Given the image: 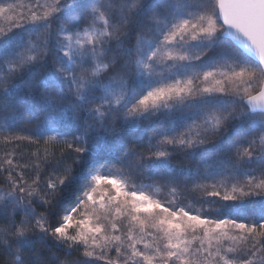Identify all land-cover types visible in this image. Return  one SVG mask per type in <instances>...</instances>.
Returning a JSON list of instances; mask_svg holds the SVG:
<instances>
[{
	"label": "snow or ice",
	"instance_id": "1",
	"mask_svg": "<svg viewBox=\"0 0 264 264\" xmlns=\"http://www.w3.org/2000/svg\"><path fill=\"white\" fill-rule=\"evenodd\" d=\"M18 7L0 0L8 21L0 27V131L8 133L0 143L43 140V157L33 155L52 171L42 180L40 163L19 164L12 152L0 161L8 185L0 201L12 206L0 226L2 264L59 260L45 259L49 242L79 252L59 264H264V0ZM18 84L24 98L13 92ZM22 110L29 135L12 132ZM157 120L163 127L145 151L132 129ZM174 151L183 163L171 164ZM209 160L214 182L192 189L204 190L207 208L164 202L129 182L134 172L164 170L177 183ZM74 166L88 187L65 208ZM257 199L251 213L237 206ZM218 203L232 211L221 218Z\"/></svg>",
	"mask_w": 264,
	"mask_h": 264
},
{
	"label": "trees",
	"instance_id": "2",
	"mask_svg": "<svg viewBox=\"0 0 264 264\" xmlns=\"http://www.w3.org/2000/svg\"><path fill=\"white\" fill-rule=\"evenodd\" d=\"M9 3L17 4L19 7L17 8V12L19 11H27V8L30 3H35V0H8ZM45 0H40V3H44ZM0 27L7 28L8 27V21L6 19L0 18ZM25 36V40L27 39V33L23 34ZM4 76L3 70H0V79H2ZM13 92L15 94H19L21 98L25 97V93L27 92V89L24 88L22 84H18V87L13 89ZM184 111H187V109H183ZM180 110L176 109V112L178 114ZM28 112L22 110L21 116L22 118L19 119L16 123V125L13 126L12 132L16 135H29L30 133L25 132L23 129L29 125V121L27 119ZM160 119H163V117H160ZM5 121L3 119H0V125H3ZM34 123V121H33ZM187 123V122H186ZM163 126L159 123V120H157L154 124L150 121H144L139 128L132 129V133L135 136V139L139 141V146L147 151L150 145L155 144V140L151 139L157 131H160ZM62 130V129H57ZM180 131H183V127L179 129ZM8 133L0 131V141H2V138L4 135H7ZM52 133L49 132L48 135H51ZM158 138V137H157ZM17 143L19 144V147H17ZM44 141L41 140L39 144H30L28 141H19L14 142L9 145H4L3 143H0V161H2L5 152H12L13 160L14 162H18L19 164H25L28 163L30 166L33 161L36 163H40L42 171V180L47 179L52 171L51 165H45L40 160H37L36 156L33 155V153H38L39 156L43 157L44 155V149H45ZM63 145H60L59 147L53 149L57 155H59V149L62 148ZM23 157V158H21ZM51 159V158H50ZM197 160L200 159L199 156L196 157ZM223 159V157H221ZM185 160V157L181 155L180 152H173V159L171 160V164L177 165L180 163H183ZM65 164H71L72 161L70 159H66ZM115 163V161H113ZM215 162L212 160L205 161L204 163L199 164L197 166L196 163H192L191 166L186 170L182 176H179L177 183H168L167 181V175L164 170L159 171H152V172H144V173H136L134 172L131 175L130 178V184H136L138 187L140 185H144V190L147 192H150L153 194L156 198L160 199L161 201L168 202L175 198V200L181 204V205H190L193 209H199L202 207V205L207 208V204L204 203L205 200H208L210 198L203 197V189L197 188L195 191H193L194 185H202V184H211L214 181L208 176V168L209 166H214ZM121 165L117 164L116 167H120ZM60 169L63 168V165L59 166ZM76 168V173H74L75 179H70L66 186L64 187V198L66 200L65 208H69L71 206H74L77 198L81 196V194L84 192V190L88 187L87 182L81 178L79 175L80 169L78 166H74ZM19 171V169H17ZM61 171H57L56 175H61ZM34 175V169L30 172H26V178ZM6 177L7 173H0V191H6L8 190V185L6 184ZM219 179V177H217ZM239 179L241 182L243 181V176H240ZM30 182V181H29ZM175 187L177 189V192L174 194L172 192V188ZM209 191L210 188L208 189ZM203 197V199H202ZM238 207H240L244 212L251 213L252 211L259 210L260 208V202L259 200H254L251 202H245L242 205L237 204ZM214 208H221V218L225 214H229L232 209L230 207H221V204H215L213 205ZM12 206L8 204L6 207L4 205L3 201H0V226H4L6 223V220L8 219L7 213L11 212ZM43 209H39L38 211H42ZM212 216H215V213L211 214ZM17 221L20 219V215H17L15 217ZM49 248L51 251L49 252L47 249L45 250L46 255L45 259H48V256L52 253H55L56 256L59 257V260H52L49 262V264H59V261H72L79 257V252L77 251H70L66 248L64 245H56L52 242H49ZM0 264H2V260H0Z\"/></svg>",
	"mask_w": 264,
	"mask_h": 264
},
{
	"label": "rangeland",
	"instance_id": "3",
	"mask_svg": "<svg viewBox=\"0 0 264 264\" xmlns=\"http://www.w3.org/2000/svg\"><path fill=\"white\" fill-rule=\"evenodd\" d=\"M211 190V189H210ZM112 255L114 256L115 255V253H112Z\"/></svg>",
	"mask_w": 264,
	"mask_h": 264
}]
</instances>
